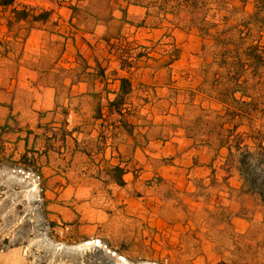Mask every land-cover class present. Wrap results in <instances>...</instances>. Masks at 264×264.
<instances>
[{
  "label": "rangeland",
  "instance_id": "rangeland-1",
  "mask_svg": "<svg viewBox=\"0 0 264 264\" xmlns=\"http://www.w3.org/2000/svg\"><path fill=\"white\" fill-rule=\"evenodd\" d=\"M217 1L232 25L257 14ZM170 3L0 5V264H264V207L238 161L264 121L244 117L229 152L230 75Z\"/></svg>",
  "mask_w": 264,
  "mask_h": 264
},
{
  "label": "trees",
  "instance_id": "trees-1",
  "mask_svg": "<svg viewBox=\"0 0 264 264\" xmlns=\"http://www.w3.org/2000/svg\"><path fill=\"white\" fill-rule=\"evenodd\" d=\"M170 2L171 0H163L166 6H169ZM13 3L14 0H0V5L4 8L12 6ZM220 5L221 2L217 0L212 2L209 0H178L171 10L177 14V17L184 13L189 20V22L184 21L185 24L198 28L206 35L213 34L214 47L217 48L216 56L217 58L220 56L214 65L219 71L229 73L230 77L223 82H225L226 91L230 93L234 105L237 106L235 109L242 113V117L238 121H235L236 118H234L229 122L232 128L226 129L229 133H233V137L229 138V134L224 141L229 152L233 153L234 149L241 151L243 148L242 135L246 132L242 131L236 134L239 126L243 124L241 120L244 117L254 120L252 117L256 115L264 121V18L258 15V11L264 9V0H255L257 14L241 19L236 25L228 23L229 18L221 15ZM194 12L203 15V18L191 17L196 14ZM211 12H214L213 15ZM42 16L44 18L45 15H39V17ZM101 72L103 75L105 74L103 70ZM131 89V82L122 79V94L110 102V108L121 109L125 103V93ZM252 89L258 94L251 92ZM236 94H240V98H237ZM245 98H250V100H244ZM103 116L100 108L97 118L102 119ZM249 137L252 146L238 159L243 190L255 197L264 207V133L261 130L256 132L253 130ZM116 170L119 171L120 182H124L123 177L127 171L120 167H116Z\"/></svg>",
  "mask_w": 264,
  "mask_h": 264
},
{
  "label": "bare ground",
  "instance_id": "bare-ground-1",
  "mask_svg": "<svg viewBox=\"0 0 264 264\" xmlns=\"http://www.w3.org/2000/svg\"><path fill=\"white\" fill-rule=\"evenodd\" d=\"M34 189H35V188L32 187L31 190L33 191ZM82 243H84V246H88V245H91V244L98 245V243L101 245L102 241H101L100 239H94V240H92V241H83ZM120 258H121L122 260L125 259V258L122 257V256H120Z\"/></svg>",
  "mask_w": 264,
  "mask_h": 264
}]
</instances>
